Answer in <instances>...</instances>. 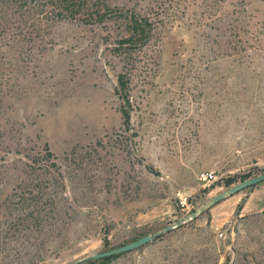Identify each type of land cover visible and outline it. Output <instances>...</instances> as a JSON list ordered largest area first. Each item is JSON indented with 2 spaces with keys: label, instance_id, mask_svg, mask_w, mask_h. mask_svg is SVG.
<instances>
[{
  "label": "rangeland",
  "instance_id": "rangeland-1",
  "mask_svg": "<svg viewBox=\"0 0 264 264\" xmlns=\"http://www.w3.org/2000/svg\"><path fill=\"white\" fill-rule=\"evenodd\" d=\"M103 1L149 19L150 40L122 42L114 13L0 1V264H87L264 174V0ZM254 187L94 264H264Z\"/></svg>",
  "mask_w": 264,
  "mask_h": 264
},
{
  "label": "trees",
  "instance_id": "trees-1",
  "mask_svg": "<svg viewBox=\"0 0 264 264\" xmlns=\"http://www.w3.org/2000/svg\"><path fill=\"white\" fill-rule=\"evenodd\" d=\"M3 3H14L20 8L46 10L58 20L77 19L90 23L96 20H103L109 14L116 12L102 0H0ZM115 17L126 18L131 35L122 42L129 43L133 46H141L147 43L151 38L152 22L149 19L139 16L136 13L124 14L117 12ZM118 92L121 98L127 103L122 109L125 123L130 125L131 122V103L129 95L130 78L127 74L119 75ZM53 156V153H50ZM250 178V175H244L243 180ZM236 182L235 178L229 179L227 186ZM121 254L109 256L101 260L102 263H111L119 258ZM87 264H94L96 260H88Z\"/></svg>",
  "mask_w": 264,
  "mask_h": 264
},
{
  "label": "water",
  "instance_id": "water-1",
  "mask_svg": "<svg viewBox=\"0 0 264 264\" xmlns=\"http://www.w3.org/2000/svg\"><path fill=\"white\" fill-rule=\"evenodd\" d=\"M261 182H264V174L258 175L255 177H250L246 180H243L239 183H236L235 185L227 188L226 190L222 191L218 195L211 198L209 201H207L199 209H197L196 211H194L190 215L176 221L175 223L168 225L167 227L157 231L156 233L145 235V236H143L139 239L133 240V241H131V242H129L123 246L113 248V249H110L108 251L96 253L94 255L87 257L85 260L103 259V258H106L109 256L125 253L128 251L140 248L144 245H147L148 243H150L151 241L156 239L158 236H161L165 233H168V232L184 225L185 223H187L191 220H194L196 217H198L199 215H201L202 213H204L206 210L213 207L214 205L218 204L222 200H224L228 197H231V196H233V195H235V194H237V193H239V192H241L247 188L254 187Z\"/></svg>",
  "mask_w": 264,
  "mask_h": 264
},
{
  "label": "crops",
  "instance_id": "crops-1",
  "mask_svg": "<svg viewBox=\"0 0 264 264\" xmlns=\"http://www.w3.org/2000/svg\"><path fill=\"white\" fill-rule=\"evenodd\" d=\"M247 206H258V209L264 207V182L256 185L250 192L245 207Z\"/></svg>",
  "mask_w": 264,
  "mask_h": 264
},
{
  "label": "built area",
  "instance_id": "built-area-1",
  "mask_svg": "<svg viewBox=\"0 0 264 264\" xmlns=\"http://www.w3.org/2000/svg\"><path fill=\"white\" fill-rule=\"evenodd\" d=\"M200 180L203 182H212L216 178V174L214 171H203L199 175Z\"/></svg>",
  "mask_w": 264,
  "mask_h": 264
}]
</instances>
